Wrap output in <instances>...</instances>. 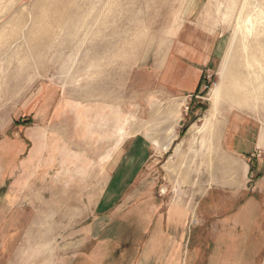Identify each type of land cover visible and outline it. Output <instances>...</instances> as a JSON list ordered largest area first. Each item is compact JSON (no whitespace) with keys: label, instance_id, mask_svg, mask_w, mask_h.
<instances>
[{"label":"rangeland","instance_id":"374dc122","mask_svg":"<svg viewBox=\"0 0 264 264\" xmlns=\"http://www.w3.org/2000/svg\"><path fill=\"white\" fill-rule=\"evenodd\" d=\"M43 2L0 0V264L124 263L156 214L202 229L201 264H264V0H55L27 51L13 25Z\"/></svg>","mask_w":264,"mask_h":264},{"label":"crops","instance_id":"0c3cea01","mask_svg":"<svg viewBox=\"0 0 264 264\" xmlns=\"http://www.w3.org/2000/svg\"><path fill=\"white\" fill-rule=\"evenodd\" d=\"M38 109L35 108L31 111L30 115H33L34 120L36 123L39 122L38 116H37ZM47 136L43 137H37L38 142H42L43 140L47 139ZM25 139V138H24ZM30 141H32V138H28ZM227 150L231 153L245 157L248 155L254 156L255 153H257V149L259 148V144L263 143L262 140H260V136L256 137L252 130L246 129L242 130L241 127L235 126L231 134L229 135V138L227 140ZM261 141V142H260ZM240 209H237L235 213L226 215V220L228 223H231L230 221L234 218H237L239 216ZM170 216V215H169ZM170 216L167 220L171 221ZM150 219V218H149ZM152 220V219H150ZM154 221L156 222L155 225L150 228V230H142L140 227L136 231V235H138L139 239H143V244L140 245V247L137 248L138 252L136 250L133 253L136 254V257L129 258L130 255L125 256L124 263L117 261H108L107 259L103 260H90L87 259L85 261V264H201L198 262L196 253L199 251L197 249L196 253H193V250L195 247L193 242L191 243V233H201L202 229H196L194 232H191V230H188V218L187 216L181 215V216H175L173 215V220L168 223V228L163 227L164 219L162 220L159 218V216L156 214ZM161 221H163L161 223ZM232 229H228V231L231 232ZM228 231H224L223 238H225V244H227V247L230 246L231 240L228 239L229 234H225ZM189 234V235H188ZM193 246H192V245ZM222 244H213V248L211 244H208L206 247V251H208L207 256L204 258L202 264H212L213 257H215ZM192 246V247H190ZM226 246V245H225ZM136 249V248H135ZM107 250V246H106ZM211 250V251H210ZM131 251V253H132ZM211 252V253H210ZM109 255L110 252L107 250L106 255ZM116 258H120L121 255H119L118 252L113 254ZM129 259V261H128ZM132 261H134L132 263ZM226 262V261H225Z\"/></svg>","mask_w":264,"mask_h":264},{"label":"bare ground","instance_id":"6f19581e","mask_svg":"<svg viewBox=\"0 0 264 264\" xmlns=\"http://www.w3.org/2000/svg\"><path fill=\"white\" fill-rule=\"evenodd\" d=\"M54 1L55 0H44L42 5L40 6V9H38L37 11L35 10V11L30 12L27 8L22 9L18 13V15L23 16V19L21 20L22 22L20 21L21 23L18 22L15 25H13L15 23V19L12 18L10 20L11 25H13L15 28H21L19 33L13 32L14 34H12V37H13V39H23V42L28 45L27 48H25V50L33 51L34 47L32 46V42H34V39L39 40V39H45V37H47V32L42 36L41 34H39V29L41 28V25L43 23L48 22V20L53 17V14H50L49 11H53L52 10L53 7H54V11L56 10L55 8H57L54 5ZM4 37L7 38L8 36L5 35ZM226 66H227V64H225V66H223L224 69H221V70L225 71L227 68ZM231 86H229L230 88L228 87L227 89H225L226 90L225 93L233 91ZM241 89H242V87L238 88L237 90H234V92L240 91ZM93 92L91 95L92 97L95 96ZM214 93H215L214 99L218 103L219 100L223 96V91H222V89H217ZM113 116L115 119L120 120V114L119 113L114 112ZM195 140L196 139L192 136V142H194ZM201 143H202L201 146H203L205 141L203 140ZM209 144L212 145L211 141L209 142ZM210 151L211 150H208V152H210ZM211 162H212V159H211V161L210 160L208 161V164H210ZM216 168L218 170H221V167H219V166H216Z\"/></svg>","mask_w":264,"mask_h":264},{"label":"built area","instance_id":"2783aa9c","mask_svg":"<svg viewBox=\"0 0 264 264\" xmlns=\"http://www.w3.org/2000/svg\"><path fill=\"white\" fill-rule=\"evenodd\" d=\"M216 87H217V83L212 82V76H208V78H206V83L202 88L201 95L196 96V98L206 99L210 97Z\"/></svg>","mask_w":264,"mask_h":264},{"label":"trees","instance_id":"16d2710c","mask_svg":"<svg viewBox=\"0 0 264 264\" xmlns=\"http://www.w3.org/2000/svg\"><path fill=\"white\" fill-rule=\"evenodd\" d=\"M195 100H193V103ZM33 124L32 119H24L16 123V126H23V127H28ZM256 171V162H251V174ZM255 197H259L258 195H254ZM235 212V211H234Z\"/></svg>","mask_w":264,"mask_h":264}]
</instances>
